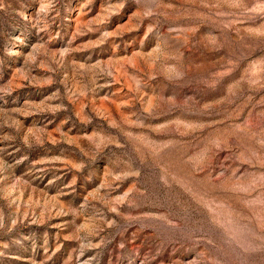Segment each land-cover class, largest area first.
<instances>
[{"label": "rangeland", "instance_id": "1", "mask_svg": "<svg viewBox=\"0 0 264 264\" xmlns=\"http://www.w3.org/2000/svg\"><path fill=\"white\" fill-rule=\"evenodd\" d=\"M0 264H264V0H0Z\"/></svg>", "mask_w": 264, "mask_h": 264}]
</instances>
